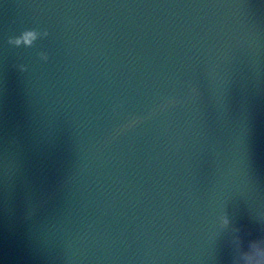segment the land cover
Instances as JSON below:
<instances>
[{
  "label": "water",
  "instance_id": "95a60500",
  "mask_svg": "<svg viewBox=\"0 0 264 264\" xmlns=\"http://www.w3.org/2000/svg\"><path fill=\"white\" fill-rule=\"evenodd\" d=\"M247 111L264 208V0H220Z\"/></svg>",
  "mask_w": 264,
  "mask_h": 264
},
{
  "label": "clouds",
  "instance_id": "9594fccd",
  "mask_svg": "<svg viewBox=\"0 0 264 264\" xmlns=\"http://www.w3.org/2000/svg\"><path fill=\"white\" fill-rule=\"evenodd\" d=\"M27 38V37H26Z\"/></svg>",
  "mask_w": 264,
  "mask_h": 264
}]
</instances>
